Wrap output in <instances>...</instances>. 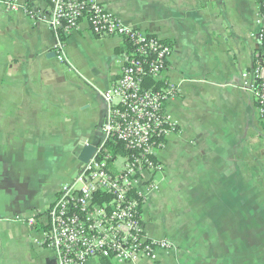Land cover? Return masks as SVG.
<instances>
[{"label":"crops","instance_id":"crops-1","mask_svg":"<svg viewBox=\"0 0 264 264\" xmlns=\"http://www.w3.org/2000/svg\"><path fill=\"white\" fill-rule=\"evenodd\" d=\"M99 2L173 49L167 77L178 93L167 111L180 132L159 152L164 169L143 220L149 238L174 248L137 264H264V123L242 85L258 46L259 0ZM52 7L0 0V264H57L43 244L46 215L83 164V146L103 141V93L128 47L96 37L84 19L59 61L53 31L26 13Z\"/></svg>","mask_w":264,"mask_h":264},{"label":"built area","instance_id":"built-area-1","mask_svg":"<svg viewBox=\"0 0 264 264\" xmlns=\"http://www.w3.org/2000/svg\"><path fill=\"white\" fill-rule=\"evenodd\" d=\"M51 2L49 13H26L53 31L59 61H66V39L84 19L96 37H120L128 47L122 55L120 78L103 93L107 105L103 141L76 177L60 188L46 215L43 244L57 264H88L94 259L156 262L159 250L170 251L174 245L148 237L143 205L147 193L158 186L156 175L164 169L159 152L180 132L179 123L167 111L168 102L178 93L167 77L172 46L123 24L99 0ZM4 5L19 10L14 3ZM256 24L259 29L252 38L258 46L252 69L242 74V85L254 94L264 123V0H259ZM111 142L121 149L107 151ZM36 222L27 220L30 227Z\"/></svg>","mask_w":264,"mask_h":264},{"label":"water","instance_id":"water-1","mask_svg":"<svg viewBox=\"0 0 264 264\" xmlns=\"http://www.w3.org/2000/svg\"><path fill=\"white\" fill-rule=\"evenodd\" d=\"M97 147H92L89 145H84L82 152L79 156V161L83 164H86L90 161V159L93 157L94 153L96 152Z\"/></svg>","mask_w":264,"mask_h":264},{"label":"trees","instance_id":"trees-1","mask_svg":"<svg viewBox=\"0 0 264 264\" xmlns=\"http://www.w3.org/2000/svg\"><path fill=\"white\" fill-rule=\"evenodd\" d=\"M115 148V149H114ZM116 149H121V148H116V146L114 145V143H108V145H107V151H109L110 153H112L113 152V150H116ZM102 262H103V264H111V260H108V259H102L101 260Z\"/></svg>","mask_w":264,"mask_h":264}]
</instances>
